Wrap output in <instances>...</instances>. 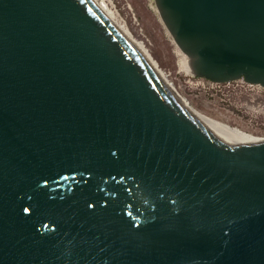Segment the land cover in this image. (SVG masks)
Instances as JSON below:
<instances>
[{
  "label": "water",
  "instance_id": "obj_1",
  "mask_svg": "<svg viewBox=\"0 0 264 264\" xmlns=\"http://www.w3.org/2000/svg\"><path fill=\"white\" fill-rule=\"evenodd\" d=\"M186 73L264 86V0H154ZM0 264H264V140L203 126L90 0H0Z\"/></svg>",
  "mask_w": 264,
  "mask_h": 264
},
{
  "label": "rangeland",
  "instance_id": "obj_2",
  "mask_svg": "<svg viewBox=\"0 0 264 264\" xmlns=\"http://www.w3.org/2000/svg\"><path fill=\"white\" fill-rule=\"evenodd\" d=\"M131 45L155 70L183 106L255 141L264 136V92L240 82L216 84L186 73L182 52L165 37L164 23L152 13L154 0H106Z\"/></svg>",
  "mask_w": 264,
  "mask_h": 264
},
{
  "label": "bare ground",
  "instance_id": "obj_3",
  "mask_svg": "<svg viewBox=\"0 0 264 264\" xmlns=\"http://www.w3.org/2000/svg\"><path fill=\"white\" fill-rule=\"evenodd\" d=\"M91 3L96 7V9L103 15V17L109 22V24L124 38L128 41L131 45L130 40L124 33V28L121 24L118 23L116 16L114 15L113 11L108 7L106 0H90ZM132 46V45H131ZM133 47V46H132ZM134 48V47H133ZM135 49V48H134ZM136 50V49H135ZM137 51V50H136ZM138 52V51H137ZM139 53V52H138ZM140 54V53H139ZM141 55V54H140ZM143 58V56L141 55ZM144 59V58H143ZM145 60V59H144ZM184 61V59H183ZM148 63V62H147ZM149 64V63H148ZM152 70L155 72L153 67L149 64ZM156 74V72H155ZM157 75V74H156ZM169 89L170 87L164 83ZM174 95V94H173ZM175 96V95H174ZM176 97V96H175ZM177 98V97H176ZM178 99V98H177ZM179 100V99H178ZM181 103V101L179 100ZM182 104V103H181ZM183 105V104H182ZM185 107V106H184ZM188 111L193 114V116L203 125L205 126L210 132H212L216 137L219 139L235 145H249L254 144L259 141H255L251 138H248L235 129L229 128L221 123H218L215 120L207 118L206 116H202L197 114L195 111L185 107Z\"/></svg>",
  "mask_w": 264,
  "mask_h": 264
},
{
  "label": "built area",
  "instance_id": "obj_4",
  "mask_svg": "<svg viewBox=\"0 0 264 264\" xmlns=\"http://www.w3.org/2000/svg\"><path fill=\"white\" fill-rule=\"evenodd\" d=\"M237 81L241 83L239 86L243 87L244 89H250V90L260 89L261 91L264 92V86H261L259 84H252V83L245 82L243 78H239V79H236V80H233V81H230V82H225V83H218V82H213V83H216V84H230L231 82H237ZM259 138H261V140H264V136H261Z\"/></svg>",
  "mask_w": 264,
  "mask_h": 264
}]
</instances>
